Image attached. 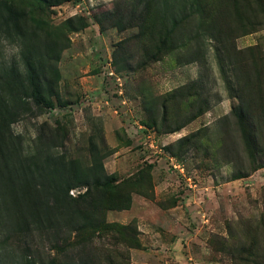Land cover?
I'll use <instances>...</instances> for the list:
<instances>
[{
  "label": "rangeland",
  "instance_id": "1",
  "mask_svg": "<svg viewBox=\"0 0 264 264\" xmlns=\"http://www.w3.org/2000/svg\"><path fill=\"white\" fill-rule=\"evenodd\" d=\"M189 1L0 0V264H264V0Z\"/></svg>",
  "mask_w": 264,
  "mask_h": 264
},
{
  "label": "trees",
  "instance_id": "2",
  "mask_svg": "<svg viewBox=\"0 0 264 264\" xmlns=\"http://www.w3.org/2000/svg\"><path fill=\"white\" fill-rule=\"evenodd\" d=\"M164 2H174V4L179 5L181 12L186 15H193L196 14L197 8L190 2L189 0H164ZM25 70L27 71V78L26 83L30 89V95L32 100L40 105L45 107H51L53 104L49 101L41 92V89L37 82L35 81V73L34 70L30 67L29 64L25 63ZM20 73L15 68H10L9 70L1 71L0 72V83L2 81L11 80L14 85L22 84V80L20 82ZM263 166H260L261 168ZM93 173V181L87 178L86 175H83L79 171L75 172L74 174V182L67 185L65 190V199H69L70 203H73L75 206L79 204H87L94 208L97 212L102 211H121L127 210L130 207L131 199L129 194H122L118 191V184L116 183L117 180L113 175H104L101 166H95L90 169ZM74 187H82L85 188V192L83 194H79L77 199H70L66 194ZM97 195V198H94L93 195ZM112 200H118V205H115ZM108 202L111 205H108ZM104 205L107 206L104 208ZM95 228H114L117 225L109 224L103 225L97 224L93 225ZM121 229H126V227H117ZM128 238H123L122 243L128 248H138V243L136 241L134 243L129 242Z\"/></svg>",
  "mask_w": 264,
  "mask_h": 264
},
{
  "label": "built area",
  "instance_id": "3",
  "mask_svg": "<svg viewBox=\"0 0 264 264\" xmlns=\"http://www.w3.org/2000/svg\"><path fill=\"white\" fill-rule=\"evenodd\" d=\"M178 168H179V167H178ZM70 194H71L72 196H74V195H73V194H74L73 191H71Z\"/></svg>",
  "mask_w": 264,
  "mask_h": 264
}]
</instances>
